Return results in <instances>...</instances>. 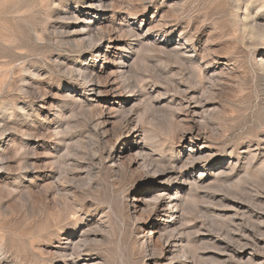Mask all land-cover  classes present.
Returning a JSON list of instances; mask_svg holds the SVG:
<instances>
[{"label": "rangeland", "instance_id": "obj_1", "mask_svg": "<svg viewBox=\"0 0 264 264\" xmlns=\"http://www.w3.org/2000/svg\"><path fill=\"white\" fill-rule=\"evenodd\" d=\"M0 264H264V0H0Z\"/></svg>", "mask_w": 264, "mask_h": 264}]
</instances>
